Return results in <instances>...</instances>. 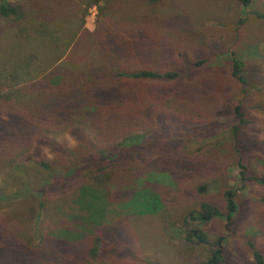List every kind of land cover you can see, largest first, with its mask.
Wrapping results in <instances>:
<instances>
[{"label": "rangeland", "instance_id": "1", "mask_svg": "<svg viewBox=\"0 0 264 264\" xmlns=\"http://www.w3.org/2000/svg\"><path fill=\"white\" fill-rule=\"evenodd\" d=\"M1 2L20 17H0V93L15 87L2 64L14 56L32 57L30 91L65 90L79 74L91 79L98 103L42 131L43 139L73 157L102 150L101 164L113 173L99 191L103 202L87 210L76 189L47 187L39 221L21 231L27 251L11 247L16 234L0 232V264H202L219 236V264H257L253 252L264 264V19L257 17L264 0ZM233 59L242 63L243 85L231 75ZM139 71L176 77L119 76ZM22 155L42 158L49 170L19 162V154L0 158L5 192L17 186L14 177L31 183L63 172L65 159L42 143ZM226 190L237 205L228 230ZM203 205L216 214L202 222ZM8 210L0 207V216Z\"/></svg>", "mask_w": 264, "mask_h": 264}, {"label": "trees", "instance_id": "2", "mask_svg": "<svg viewBox=\"0 0 264 264\" xmlns=\"http://www.w3.org/2000/svg\"><path fill=\"white\" fill-rule=\"evenodd\" d=\"M156 1L158 0H150L152 3ZM237 1L242 6H247L249 2V0ZM0 17L18 19L20 15L17 13L15 7L10 4H5L0 0ZM257 17L264 19V15L257 14ZM31 58V56H14L9 59V62H2V64L10 65L7 74L11 80L15 81V87L13 91L0 93V127H2L0 128V158L9 163V160H14L15 155L19 154L21 156L19 162L31 163L35 161L34 157H31V155L30 157L23 156L22 153L34 142H37L46 145L51 151H57L65 159V166L63 172L59 175L52 176V174L47 173V179H42L41 181L34 178L29 183L25 179L21 180L18 177H14L10 184L11 186H17L13 187L12 190L11 188L10 190L6 189L5 192L0 187V207H10L8 211L12 212L7 216H0V232L16 234L19 241L11 245V247L15 245L18 248L17 246L21 245L26 251L28 250V246L24 243L21 231L25 227L26 222L31 226L32 223L39 221L40 211L43 208V197L45 190L48 189L47 187H51L53 184L66 187L62 189V192L69 189H76L75 192L78 195L77 203L83 206L86 202H89L90 205L84 208L89 209L94 201H101L102 199L101 202H103L104 197L99 191L111 180L113 173L111 170H107L109 165L101 164L108 158L103 156L104 152L102 150L90 146L87 148L85 154L73 157L60 147L43 139L46 136L42 131L54 132L61 128L68 121H63L64 117L69 119V115L73 114L72 112L75 115L83 116V108L89 107L95 102L98 103V100L96 99L97 94H94V86L90 83L91 79L86 78L83 74L70 78V82L65 90L64 88L54 89V87L47 88L42 92L36 89L33 91L28 90L29 84L31 85L33 81V78L29 75ZM59 61L60 59L51 61L47 66L53 67ZM38 68H40V65H36V69ZM5 71L6 69L2 70L3 73ZM231 75L241 85L245 83L244 77L242 76V63L237 59H233L232 61ZM119 76H126L132 79L161 78L169 80L174 79L176 74H157L150 71H139L120 73ZM234 114L238 126L242 125V113L238 105L234 107ZM237 131L238 127L234 126V136ZM36 154L34 155L35 157ZM35 162L38 163L39 167L48 172L49 165L42 158ZM14 169H18L19 172L23 168L17 165ZM30 171L31 169L27 171V176L30 174ZM20 174L21 172L18 173V175ZM147 177L149 179L150 175H147L145 179ZM247 179L262 183V180L259 178L249 177ZM223 198L225 202V230H228L232 215L237 210V205L232 191L226 190L223 193ZM215 214L214 210L203 205L201 212L197 213L196 216L203 222ZM189 235L191 238H195L197 242L204 243V238H202L198 231L192 230ZM223 238L224 236H219L214 242L209 244V256L202 264H219L222 262L223 248L221 243ZM32 253L25 252V255L29 256ZM253 257L257 264H262V256L259 253L253 252Z\"/></svg>", "mask_w": 264, "mask_h": 264}]
</instances>
